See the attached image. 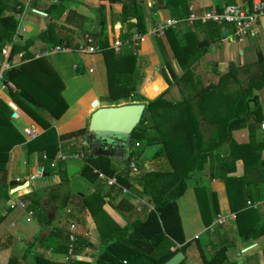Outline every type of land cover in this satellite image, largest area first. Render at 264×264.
Returning <instances> with one entry per match:
<instances>
[{
  "label": "crops",
  "instance_id": "0c3cea01",
  "mask_svg": "<svg viewBox=\"0 0 264 264\" xmlns=\"http://www.w3.org/2000/svg\"><path fill=\"white\" fill-rule=\"evenodd\" d=\"M15 1L22 4L23 8L21 12L15 14V18L19 19V22L17 20L18 25L13 41L3 48V51L6 50V54L2 52L0 54V100L12 110L7 118L6 127L0 131V137L3 138L1 141H4V143H0V153L6 159L5 166L0 168V264H36L35 254L41 252L42 247L45 249V264H65L71 223L77 225L76 240L82 237L92 247L84 246L78 249L75 240L74 255L77 258H71L69 264L74 261L96 264L97 253L106 246L105 243L100 244L102 239L109 238L114 231L125 228L133 220L144 219L147 209L152 208L151 205L150 207L146 206L145 197L140 198L131 194L125 187L128 193L123 194L120 189L107 185L98 178L99 171L97 169L93 168L90 173L83 172L85 167H89V157H97L93 154L89 143L85 144L87 133L79 138H59L88 128L90 115L97 108L93 107L92 109L91 107L94 100H101L98 101V107L132 104L129 100L123 99L111 101L105 94L108 93L106 65L97 45L94 44L96 48L92 53L84 51V37H91L90 34L96 32L95 25L101 13L106 20L111 17V14L118 17L122 5L103 0H64L62 17L53 19L48 17L44 10L52 3L57 4L58 0H36L34 4L31 0ZM121 1L128 2V0ZM138 1L142 2L145 10L147 31H152L153 28L167 20L175 19L164 8L163 0ZM226 5L250 7L246 0H190L188 13L179 19L176 18L182 21L174 27L167 28L164 35L158 37L160 39L158 45L153 43L151 38L146 37V32L144 38L141 39L140 49L136 50L137 58L134 66V70L140 67L144 74L139 86L141 96L147 100H154L160 96L171 103L182 102L183 98H181L179 90L184 89L183 86L177 83L169 85L163 71L160 72L158 68V72L156 70L153 73L152 69H154V65L159 64L160 57L168 54V51L171 50L169 61L171 65L173 64L172 67L175 66L173 69L176 75L180 77L182 75L180 72L183 73L187 69V67L184 69L181 66V61L185 59L184 51L181 48L186 47L197 51V43L215 35L218 31L215 27L219 28V35L214 36L209 50L192 64L193 75L200 77L199 82L195 81V86L203 89L212 83L213 90L224 91L228 86L219 84L216 79H213L214 76L210 82H205L203 78L204 75L213 73L218 79V76H223L227 71L233 72L234 77L231 82L235 84H239L244 76L249 77L247 80L253 82L251 81L252 76L259 74L260 69H264V21L259 23L252 35L232 41H229L230 38H228L230 26L212 22L188 21L190 15L199 17L207 10L219 9ZM100 6L104 7L101 12L97 10ZM71 14H74L75 17H70L71 22L67 23L65 18ZM117 19L114 21L113 27L116 28L118 25L121 31L124 30L125 27ZM108 25L110 26V22ZM57 45L67 50L59 53L66 56L50 59L55 54L49 55L40 58L41 67L27 68L29 63L36 60L33 58L35 54ZM14 46H16L15 51L10 57L11 49ZM160 48L163 55L157 51ZM258 55L261 59L259 63ZM9 57L12 65L24 64L26 66V77L35 79L43 88L59 94L68 106L60 118L53 117L46 110L35 108L19 95L20 91L13 83H9L8 88L3 85L1 80L3 73L9 68V62H7ZM78 60L79 64H77ZM4 65L7 67L2 68ZM86 74L93 76L89 77L91 87L85 92H76L79 80L83 84ZM148 77L151 78V85H156L159 81L163 87L154 95V98L146 96H152L156 89V86L145 84ZM257 81L258 78L254 80L255 84L252 86L257 85ZM258 85L254 88L255 91L262 87V85ZM263 87L260 90H264ZM175 92L179 94L177 99L174 98L177 95ZM166 96L173 99L168 100ZM185 99L192 100L189 102L196 106L199 105L196 98ZM258 105L259 102L255 106ZM24 108L34 111L45 125L32 118ZM195 113L196 116L198 115L197 120H210L209 112L201 114L197 109ZM258 116L260 122L264 121L261 114ZM45 126L53 128L57 137V153L50 164L46 156L44 158L38 152L27 153L26 148L29 142L45 132ZM27 129L36 132L37 136L34 139H29L25 133ZM20 138L22 140L19 143L11 144ZM146 146L149 145H146L145 140L132 139L131 153L135 165L136 162H140L148 171L170 168L164 157L155 156L158 150L144 156ZM214 149L217 150L218 146ZM136 153L139 157H136ZM59 155L65 159L59 160ZM132 158L123 162L109 158L116 170L113 175L106 176L115 178L120 186L118 178H125L127 170L130 171L131 178L135 177L138 171L137 167L134 171L130 168ZM208 161L209 158L205 157L202 165ZM238 161L236 175L241 176L243 162ZM207 165L209 166V162ZM258 182H261L263 187L262 199L257 202V206L254 207L252 204L251 206L259 211L257 214L254 213L256 219H264V182L262 183V178H258ZM207 185L211 191V193L208 192L210 196L213 193L216 195L219 210L217 214L211 213L213 220L209 226H205L203 223L199 208L196 209V213H180L178 206L185 243L190 244L183 254V260H185L183 264H204L197 249L198 241L206 243L220 241L221 245L227 246V264L236 262V260L242 261L253 255L257 257L258 264H264V224L261 237L241 242L238 224L243 229H248L253 221L251 214L250 217L242 216L238 220L237 216L241 213L237 215V213L231 212L223 182L213 180ZM133 187L139 192L142 190L138 181H133ZM194 198L195 196L191 197V203H196ZM19 203H23V206H20ZM33 204H38L44 225L29 211V207ZM218 220H221L222 223H219ZM189 232H192L191 237L188 236Z\"/></svg>",
  "mask_w": 264,
  "mask_h": 264
},
{
  "label": "trees",
  "instance_id": "16d2710c",
  "mask_svg": "<svg viewBox=\"0 0 264 264\" xmlns=\"http://www.w3.org/2000/svg\"><path fill=\"white\" fill-rule=\"evenodd\" d=\"M103 1L121 3L122 9L117 21L125 27L124 32L119 36V40L123 43V46L117 53L109 46L106 18L102 13L99 22V32L90 34L98 47V51L102 53L104 58L107 86L110 93H114V95L110 94L109 98L111 101L119 99L129 100L132 103L139 101L146 105L144 119L140 121L137 128L133 131L131 138L145 140L146 145L163 144L155 156L164 157L168 165L175 169L148 171L143 164L136 162L138 174L135 177L131 178L129 176L130 171L127 170L125 178H118L121 186L128 189L131 194L140 198H147L152 208L147 209L144 219L133 220L125 228L114 231L109 238L102 239L100 244L105 243L106 246L97 253L95 262L96 264H164L178 252L185 254L186 249L190 246V244L185 243L177 204L186 191V180L189 178V174L195 169H201L204 158L208 157L212 149L229 138L228 134L223 131L228 132L232 128L240 129L247 127L251 136L254 137V130L260 126V120L253 114L258 100H252L253 95L251 93L237 96L231 104L227 119L222 124L221 132L218 130L216 133L217 141L212 145H205L200 139L201 134H198L199 130H196L198 128V115L196 116L192 103L186 99H183L179 103H171L162 97L147 100L139 94V86L144 78V74L140 67L134 70L137 55L134 42H132V36L134 34L144 36L147 32L146 14L142 2L138 0H131L129 2H122L121 0ZM163 1L165 2L164 8L168 10L172 18L179 19L188 13L190 0ZM63 2L64 0H58L57 4L52 3V5H48L44 12L50 18L60 19L64 13ZM22 8L23 5L15 0H0V54L3 48L13 41L18 25L15 14L21 12ZM97 10L101 12L104 10V7L100 6ZM70 17H75V15L71 14L67 16L65 18L67 23L71 22ZM210 25L214 26L213 24ZM118 27L117 25L116 29ZM215 29L218 30L215 35L197 43V51L187 49L186 47L181 48L185 54V59L181 61V66L184 69L187 67V69L180 77L176 75L171 63H166L169 73V77L165 76L167 83L169 85L173 83L181 85L182 83L185 84V87L191 93L197 91L194 97L198 100L197 103L199 105L197 107L201 114H208V111L205 109L206 107L204 108L202 104H208L209 102L210 109H214L213 107H215V104L212 103L210 105L211 101H208V99H214V92L212 94V91H214L212 86L214 85L211 83L209 87L203 89L196 87L195 81L199 82L200 77L193 75L192 64L209 50L214 36L219 35V28L215 27ZM15 48L16 46L12 47L10 57L14 53ZM10 57L7 61L9 62V68L3 73L1 80L3 85L8 88V84L13 83L20 91L19 95L35 108L46 110L53 117L60 118L68 108L64 100L59 94L57 95L52 90L43 88L35 79L26 77V66L24 64L12 65ZM40 60H33V63H29L27 68L41 67ZM260 60L259 56L258 63ZM228 77L233 78V72H229L221 77V79H224L223 85L226 83ZM256 78H258L257 82H260V85H264V69H260L259 74L252 76V83H255L254 80ZM150 82L151 78L148 77L145 84L147 83V86H149L151 85ZM221 83L219 82V84ZM151 86H156V89H154L152 96L146 95L148 97H153L163 89L159 81H157L156 85L152 84ZM201 102L202 104H200ZM91 107L93 109V106ZM24 110L32 118L40 122V124H44L34 111L26 108ZM11 112V108L0 100V131L6 127L7 118ZM213 116L214 114L210 113V120L213 119ZM169 117L172 120L174 119L169 124V129L171 130L169 132L172 134L166 135V133L163 134L158 125V120L161 119L162 121ZM205 121L207 120L205 119ZM45 129V132L29 142L26 148L27 153L38 152L42 157L46 156L50 164L57 153V137L53 128L45 126ZM86 133L87 128H83L59 138H79ZM195 136H197V139ZM1 140H3L2 137H0V143H4ZM20 140L22 139H16L11 144H17ZM11 144L10 146H12ZM233 147L236 152L233 153L235 157L232 161H222L220 163L219 166L220 170L222 169V174L218 178L225 185L231 212L237 213V215L241 213V215L237 216V219L239 220L242 216L250 217L251 214L253 221L248 229L245 230L238 224L240 241L248 242L263 235L264 219H256V214L259 211L254 209L251 204L253 205L262 199L261 191L263 187L261 182H258V178H262V183L264 182V158L259 159V153L264 149V138L252 147L245 144L241 146L233 145ZM136 157H139V155L137 154ZM88 160L89 167L84 168V173H90L94 168L105 175L111 176L116 170L107 157H89ZM237 160L243 162L241 176L236 175L238 168L235 161ZM5 162V157L0 153V168L5 166ZM133 181H138L142 187L140 192L133 187ZM200 190L204 193L200 192ZM195 198L203 223L205 226H209L213 220L211 213H219L216 195L214 193L211 196L206 195L204 188L201 187L195 191ZM247 202L250 203V207H248ZM38 207V204H33L29 207V211L44 225V221L41 218L42 212ZM76 241L78 249L84 246L92 247L82 237L77 238ZM207 248L211 251L208 256L206 255L207 253L205 254ZM197 249L204 264L228 263V248L221 245L220 241L216 243L198 241ZM44 254L45 249L42 247V251L35 254L36 264H45ZM184 262L185 260H182L180 264ZM72 264L91 263L74 261ZM242 264H258L257 257L253 255L243 259Z\"/></svg>",
  "mask_w": 264,
  "mask_h": 264
},
{
  "label": "rangeland",
  "instance_id": "374dc122",
  "mask_svg": "<svg viewBox=\"0 0 264 264\" xmlns=\"http://www.w3.org/2000/svg\"><path fill=\"white\" fill-rule=\"evenodd\" d=\"M34 1L36 2V0H31V2H33V4H34ZM129 1H131V0H128V2ZM149 7H151V5H149ZM116 18H118V17H115L114 14H111V17L106 20L107 21L106 22V30L108 33V42H109L110 47H111V45H110L111 41L113 39L112 37L118 35L119 29H116L115 27H113V23L116 20ZM17 20L19 22V19H17ZM99 22H100V18H98L97 24L95 25V29H96L95 33L99 32V30H100ZM108 22H110V26L108 25ZM124 30L122 29L121 34L124 32ZM148 31H147L146 37L151 38L150 40H152L153 43H156L158 45V42L160 40L158 37H160V36L155 37L152 35L151 31H149V32ZM85 38L86 37H84V39ZM142 38H144V36H141L138 34H134L132 36V41L134 39L136 41V42L133 41L136 50L140 49V45L142 43V40H141ZM233 43H236V42H233ZM157 51H158V53H161V55H163L161 48L158 49ZM170 51L171 50L168 51V54L160 57L159 64H156V66L154 65V67H153L154 69H152L153 73H155L156 70L159 68L160 72L163 71L169 77L168 68H167L166 63L171 58L170 57V55H171ZM62 56H66V55L57 53V55L55 54L54 56H51V58L50 57L49 58L50 59H52V58L57 59V58L62 57ZM49 58H47V59H49ZM77 64H79V60H78ZM173 68H175V66H173ZM157 72H158V70H157ZM228 73L229 72L227 71L225 74H228ZM180 74H182V73L180 72ZM225 74H223V75H225ZM87 76L84 77L86 80H84L83 84H81L80 83L81 81L79 80V85L76 87V89H77L76 92H83V91L85 92L88 88L91 87L92 84L89 83L91 80L89 77H93V76L92 75H87ZM215 76L216 75H213V73H210V75H204L203 80L205 82H210V80L213 77V79H216L218 83L222 82L221 85H223L224 79H221L222 75L218 76V79H217V76L216 77ZM231 79H232L231 77H228L226 83L224 84L225 86H228L227 90L223 89L224 91H222L219 89V90L212 91V94L214 92V95H215V96H213L214 99L213 100L208 99V101H211L210 105L212 103L215 104V107H213L214 109H210L209 102H208V104L203 105L204 108L209 107L207 109L209 114L210 113L214 114L213 119L210 120L209 122L208 121H200V120L197 121L198 122V128L196 130L197 131L199 130L198 134H201L200 139H201V141H203V143L205 145H208V144L212 145L214 142L217 141L216 133L218 132V130L220 131V129L222 128V124L224 123L225 119H227V116L230 113L231 104L234 102V100L237 96H240V95L244 96V95H248L250 93H251V95L253 94V97L251 99L252 100L258 99L259 100L258 101L259 105L255 108V110H253V114L256 115L258 119H259V116H258L259 114H261V117L264 118V90H260L264 85H262L261 88L260 87L258 88L259 91L258 90L255 91L254 88L259 86L258 85L259 82H257V85L252 86L255 83H251L249 80H247V79H249V77L244 76L243 80L241 82H239V84H235V83L231 82ZM216 80H214V81H216ZM180 86H183L182 88H184V89L179 90V94H180L181 98H183V99L192 98V97H194L195 93H197V91H194L193 93L188 91L185 87V84L181 83ZM252 89H254V90H252ZM255 92H256V94H255ZM169 93H170V91L168 92V94ZM105 94L109 97H110V94L114 95L113 92L110 93L109 89H108V93H105ZM179 94L175 95L174 98L177 99ZM154 97L155 96L150 97V98H154ZM218 98H220V100H218ZM167 99L170 100L173 98H169V96H168ZM186 100L192 101L190 99H186ZM98 101L100 102L101 100L98 99ZM136 102H139V101H136ZM192 105H193L194 112H196L198 107L195 104H192ZM257 111H259V114H257ZM173 120L170 117L165 118L162 121H161V119L158 120V125L160 126L163 134L164 133H166V135L172 134L171 132H169V131H171L169 129V124L171 122H173ZM263 125H264V121L260 122V126L254 130V137L251 136L247 127L240 128V129H233L232 128L230 131L228 130V132L223 131L226 134H228L229 138H227V140H225L223 143H221L218 146L217 150L212 149L213 153L211 152L208 155L209 166L207 165L208 164V162H207L204 165H202L201 169H195L194 171L191 172V174H189V178L186 180V183H187L186 194L178 201L180 213H196L197 212L196 209H198V204H197L196 198H194L196 203L195 202L191 203V197L193 198V196H195V191L199 190L202 187V188H204L206 195L210 196L209 193H211V191L209 190L207 184H208V182L210 183V181H213V180L219 181V178H220L219 175L222 174V171H221L222 169L220 170L219 165L222 161H232L234 159L235 155L233 153H236V152L234 151L235 148L233 147V145L234 146L235 145L241 146V145L245 144V145H251V147H252L254 144H256L257 142H259L261 139L264 138V130H263V128H261ZM162 138H163V136H162ZM195 138L197 139V136H195ZM133 140H135V138ZM162 146H163V144H161V143L146 146L144 148L145 149L144 156H148L149 154H152L154 151L159 150ZM254 150L256 151V149H254ZM137 151H138V148H137ZM215 151H216V153H215ZM136 156H137V153H136ZM260 158L261 159L264 158V149L262 151H260V153H259V159ZM238 162H239L238 160L235 161L236 165H238ZM169 167L170 168H168L167 170H174L175 169V168H171V166H169ZM224 187H225V185H224ZM225 190H226V188H225ZM200 192H203V191L200 190ZM146 204L150 206V203L147 201V198H146ZM185 208H187V209H185ZM188 236L191 237L192 232H189ZM206 253L210 254L211 251L207 248ZM231 264H242V261L236 260V262H231Z\"/></svg>",
  "mask_w": 264,
  "mask_h": 264
},
{
  "label": "built area",
  "instance_id": "2783aa9c",
  "mask_svg": "<svg viewBox=\"0 0 264 264\" xmlns=\"http://www.w3.org/2000/svg\"><path fill=\"white\" fill-rule=\"evenodd\" d=\"M249 2L250 7L247 6H238V5H226L219 9H210L204 12L201 16L197 17L195 15H190L188 17V21L195 22L200 21L202 23L212 22L218 25H226L230 26V35L228 36L229 41L234 39L241 40L246 36L252 35L254 33V29L264 21V0H246ZM180 21L177 19H170L164 22L163 24L158 25L157 27L153 28L151 33L153 36H163L165 30L169 27L176 26ZM118 35L112 37L111 41V48L117 53L119 52L120 48L123 46V43L119 40V36L121 34V29L118 27ZM138 40V39H137ZM134 42L135 39L133 40ZM95 42L92 37L86 36L85 43H84V51L92 53L95 51L94 45ZM67 50L62 46H54L49 50L42 51L38 54L33 56L34 59H40L43 57H47L49 55L66 52ZM3 54H6V51H2ZM7 67L6 65L2 66V68ZM264 128V125L262 126ZM25 133L29 136V139H34L37 136V133L32 130H25ZM131 158L133 157L131 153ZM45 158V157H44ZM59 160H64L65 157L59 155ZM53 166V165H51ZM130 168L134 171L136 170L135 160L132 158L130 162ZM98 178L103 180L107 185L114 186L121 190L123 194L128 193V191L120 186L115 178H110L103 173H97ZM20 206H23V203H19ZM248 205L250 203L248 202ZM258 203L253 204L252 206H257ZM146 206L150 207L146 204ZM219 223H222L221 220H218ZM76 232H77V225L71 223L69 226V236H68V251H67V258L65 259V264H69L71 258H77L74 255V244L76 240Z\"/></svg>",
  "mask_w": 264,
  "mask_h": 264
},
{
  "label": "water",
  "instance_id": "95a60500",
  "mask_svg": "<svg viewBox=\"0 0 264 264\" xmlns=\"http://www.w3.org/2000/svg\"><path fill=\"white\" fill-rule=\"evenodd\" d=\"M98 105V101H93L92 106L97 108L90 115L85 144L89 143V138H94L96 144V148L93 149L94 155L120 162L128 161L131 156V134L144 119L146 105L144 103L106 107ZM183 259V253L178 252L164 264H180Z\"/></svg>",
  "mask_w": 264,
  "mask_h": 264
},
{
  "label": "flooded vegetation",
  "instance_id": "af4514ba",
  "mask_svg": "<svg viewBox=\"0 0 264 264\" xmlns=\"http://www.w3.org/2000/svg\"><path fill=\"white\" fill-rule=\"evenodd\" d=\"M88 140H89V147H91V149H95L96 144L94 138H89Z\"/></svg>",
  "mask_w": 264,
  "mask_h": 264
}]
</instances>
